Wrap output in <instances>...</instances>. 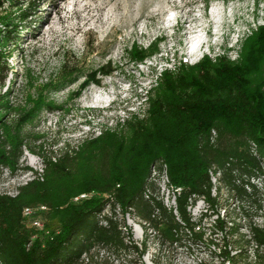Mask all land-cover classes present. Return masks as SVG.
<instances>
[{
	"label": "trees",
	"instance_id": "trees-1",
	"mask_svg": "<svg viewBox=\"0 0 264 264\" xmlns=\"http://www.w3.org/2000/svg\"><path fill=\"white\" fill-rule=\"evenodd\" d=\"M35 1L23 6L0 0V90L8 75L10 47L15 48L19 35L26 31L21 25L36 11ZM6 6L17 12L11 15ZM163 40L156 38L147 48L132 43L124 54L132 64H141L157 55ZM115 69L107 62L96 72L85 74L69 99L76 100L89 83L98 84L97 74L109 76ZM77 77V72L63 65L57 77L38 89L36 98L27 99L23 109L13 105L6 93L0 94V125L7 136L2 140L0 135V167L33 175L17 188L15 196L0 194V264H79L94 248L115 254L132 249L141 259L146 244L141 249L133 245L131 231L123 222L132 213L164 243L182 242L188 230L186 241L204 247V233L194 231L196 225L186 207L193 197L205 198L212 208L217 205L210 197L208 170L212 166L221 172L220 183L239 199L257 196L249 179L264 176V23L240 42L235 61L205 56L194 65L179 61L156 76L143 96V117L127 120L126 130L104 129L96 137H82L74 146L66 143L58 156L36 154L42 159L41 174L26 167L18 170L26 147V137L18 128L43 110L61 111L47 94L75 83ZM12 112L17 118L14 130H9L1 118ZM252 147L256 156L251 154ZM155 166L157 181L151 178ZM163 178L174 191L180 190L174 193L176 215L159 201L156 185ZM245 185L251 188V195ZM149 190L156 196H150ZM81 195L85 199L73 202ZM30 206L48 210L46 233L40 236L26 229L22 211ZM215 224L221 231L222 222L217 219ZM251 236L264 245V230L251 229ZM227 257L225 251L217 256ZM238 259L241 261L242 255Z\"/></svg>",
	"mask_w": 264,
	"mask_h": 264
},
{
	"label": "rangeland",
	"instance_id": "rangeland-1",
	"mask_svg": "<svg viewBox=\"0 0 264 264\" xmlns=\"http://www.w3.org/2000/svg\"><path fill=\"white\" fill-rule=\"evenodd\" d=\"M12 1L25 6L33 0ZM194 1L196 4H193ZM199 1H35L36 11L21 25L26 31L19 35L16 47H10L7 58L8 75L0 94L6 93L13 105L23 109L26 108L27 99L36 98L38 89L57 77L63 65L72 73L77 72L78 77L75 83L47 94L48 100L63 108L61 111L43 110L32 121L18 128V133L26 137V147L22 149L18 170L26 167L41 174L42 159L36 154L58 156L66 143L70 142L74 146L82 137H96L104 129L126 130L124 125L127 120L134 116L141 119L146 109L143 96L154 85L155 77L179 61L188 59L191 62L197 58V46L190 51L191 43L202 42L206 37L212 44L214 55L237 60L240 42L264 23V0H216L213 3L206 0L207 5L200 4ZM54 4L57 5L56 11H52ZM4 8L11 15L17 12L7 6ZM175 21L179 23L180 32L172 37L174 29L171 26ZM187 28H193L194 39L192 36L187 39ZM159 37L164 40L158 45L157 55L141 64L129 62L124 50H128L132 43L147 48ZM107 62L116 67L111 75L97 74L95 79L98 84L89 83L76 100L69 99V95L77 91L85 74L96 72ZM189 62L187 64H191ZM96 85L99 86L100 94L95 92ZM100 86L105 88L101 90ZM105 109H110V112L103 113ZM3 115L2 122L9 130H14L17 113ZM3 126L0 125V135L5 140L6 128ZM36 137L43 138L36 141ZM27 146L35 154L28 152ZM32 160L36 161V165L30 164ZM153 176L152 173L151 178ZM154 178L157 181V177ZM32 179L33 175L29 171L11 173L10 169L0 167V194L15 196L17 188ZM157 185L159 201L166 207L171 206L172 192L168 190L166 179H161ZM263 189L261 187L260 191ZM149 193L150 196H156L150 190ZM76 201L73 199V202ZM27 208L32 213L26 218V229L33 231L34 236L46 233L48 210L43 206ZM107 211L108 208L104 212ZM198 213L197 209L191 210L193 218ZM116 218L118 221L122 220L118 210ZM32 222L40 223L39 229L32 227ZM123 222L131 231L133 245L141 249L142 244H146L147 249L141 259L132 249L115 254L94 248L80 259L79 264H100L105 260L108 264H219L214 255L218 254L217 247L222 245L221 238L219 235L216 238L209 234L205 229L209 228L207 223H203L202 227L206 242L202 247L186 241L185 237L176 245L164 243L162 237L147 228V225L144 227L145 223L133 213L126 215ZM210 242L218 246L213 247Z\"/></svg>",
	"mask_w": 264,
	"mask_h": 264
},
{
	"label": "built area",
	"instance_id": "built-area-1",
	"mask_svg": "<svg viewBox=\"0 0 264 264\" xmlns=\"http://www.w3.org/2000/svg\"><path fill=\"white\" fill-rule=\"evenodd\" d=\"M251 154L256 156L255 147L251 148ZM262 161L264 162V156ZM155 168L156 166L152 167V173L154 174L152 179L154 180V177H157V170ZM208 176L211 184L210 197L217 201V205L212 208L203 197H193L188 201L186 212L190 221L196 225L194 231L203 232V223H207L209 224V228L205 229L209 231V234L211 233L216 238L218 235L220 236L222 245L218 248L217 244H213V247H217L218 254L215 255V258L218 259L219 264H260L261 260H264V245H259L252 240L251 229L264 230V189L262 192L260 191L261 187H264V185H260L264 184L262 182L264 176L261 175L258 178L252 177L249 179L250 184L255 186V190L257 191V196H252V200L239 199L236 192L223 186L220 183L221 172L216 167L212 166L208 170ZM258 186H260L259 189ZM167 187L172 192V204L165 207L173 209L176 215L174 193L179 194L180 190L174 191L172 187L168 185ZM244 190L247 194H252L249 186L245 185ZM80 198H85V196L81 195L75 199L78 200ZM193 209L199 210L196 218H193L191 215V210ZM31 213L32 211L30 212L28 208H24L22 216L26 220ZM207 219L208 222H206ZM217 219L222 222L221 231L215 227ZM40 225L38 222L31 223L32 227L38 229ZM235 226L238 227L237 232L232 233ZM184 235L185 237H190V232L186 230L184 231ZM221 251L228 253L227 259L217 258ZM239 255H242L241 261L238 259Z\"/></svg>",
	"mask_w": 264,
	"mask_h": 264
},
{
	"label": "clouds",
	"instance_id": "clouds-1",
	"mask_svg": "<svg viewBox=\"0 0 264 264\" xmlns=\"http://www.w3.org/2000/svg\"><path fill=\"white\" fill-rule=\"evenodd\" d=\"M205 5H207V4H205ZM175 31H178V32H175ZM179 32H180V31H179L178 29L174 30V32L172 33V37H174L175 34H176V33H179ZM196 46H197V49H196L195 53L197 54V58L191 60V62H189L188 59H187V60H184V61H183L184 63L189 62V63H191L190 65H194V64H197L198 62H200L205 56H208L209 58H214L215 56H217V55H214L213 49H211V48H212V47H211L212 44H211L210 40H207L206 37H205V41L202 42V44L199 42ZM213 55H214V56H213ZM160 68H161V67H160ZM170 69H171V68H170ZM170 69H168V70H170ZM164 70H166V68H165ZM164 70H162L160 73H162ZM112 104H113V102L110 103L109 107H110ZM109 110H110V109H105V110H103L102 112H103V113H109V112H110Z\"/></svg>",
	"mask_w": 264,
	"mask_h": 264
},
{
	"label": "bare ground",
	"instance_id": "bare-ground-1",
	"mask_svg": "<svg viewBox=\"0 0 264 264\" xmlns=\"http://www.w3.org/2000/svg\"><path fill=\"white\" fill-rule=\"evenodd\" d=\"M55 9H57V5H56V4H54V7H53L52 11H54ZM55 11H56V10H55ZM215 12H216V10H215ZM220 14H222V13H220ZM220 14H219V15H220ZM209 20H210V19H209ZM212 21H213V20H212ZM198 28H199V27H198ZM193 34H194V33H193ZM191 35H192V34H191ZM198 40H199V39H198ZM198 43H199L198 41H197V42L195 41L194 43H191V44H190V47H189V49H191L190 51H192L193 49H195V47H196V45H197ZM195 44H196V45H195ZM196 49H197V48H196ZM190 51H189V52H190ZM187 54H188V53H187ZM93 84H94V83H93ZM94 85H95V84H94ZM96 87H97V88H95V92L97 91V92L99 93V86L96 85ZM103 88H105V86H102V87L100 86V89H101V90H102ZM92 93H93V92H92ZM95 94H96V93H95ZM99 94H100V93H99ZM97 95H98V94H97ZM92 97H93V96H92ZM30 164H31L32 166H34V165H36V161H33V160H32V161H30ZM138 228H139V227H138ZM141 231H142V230H141Z\"/></svg>",
	"mask_w": 264,
	"mask_h": 264
},
{
	"label": "flooded vegetation",
	"instance_id": "flooded-vegetation-1",
	"mask_svg": "<svg viewBox=\"0 0 264 264\" xmlns=\"http://www.w3.org/2000/svg\"><path fill=\"white\" fill-rule=\"evenodd\" d=\"M263 261H264V260L262 259L261 262H260V264H263Z\"/></svg>",
	"mask_w": 264,
	"mask_h": 264
}]
</instances>
